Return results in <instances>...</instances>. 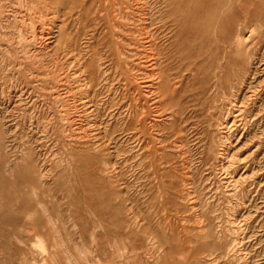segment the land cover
Listing matches in <instances>:
<instances>
[{
	"label": "rangeland",
	"instance_id": "rangeland-1",
	"mask_svg": "<svg viewBox=\"0 0 264 264\" xmlns=\"http://www.w3.org/2000/svg\"><path fill=\"white\" fill-rule=\"evenodd\" d=\"M0 107V264H264V0H0Z\"/></svg>",
	"mask_w": 264,
	"mask_h": 264
},
{
	"label": "bare ground",
	"instance_id": "bare-ground-1",
	"mask_svg": "<svg viewBox=\"0 0 264 264\" xmlns=\"http://www.w3.org/2000/svg\"><path fill=\"white\" fill-rule=\"evenodd\" d=\"M39 1H41V0H39ZM47 1V0H46ZM23 2V1H22ZM31 3V2H30ZM48 3V2H47ZM34 4V3H33ZM26 5V4H25ZM19 6H21V5H19ZM48 7V6H47ZM51 7V6H50ZM15 8V7H14ZM19 8H21L22 9V7H19ZM38 8V7H37ZM49 9V7L47 8V10ZM182 9V8H181ZM50 10V9H49ZM53 10H56V9H53ZM185 10V9H184ZM36 11V10H35ZM38 11H40V10H38ZM34 12V11H33ZM179 12H182V11H179ZM48 13V12H47ZM184 15H185V13L184 12H182ZM19 15V14H18ZM43 15V14H42ZM141 15V14H140ZM184 15H183V17H184ZM16 16V15H15ZM26 16V15H25ZM180 16H182V14H180ZM18 17V16H17ZM24 17V16H23ZM188 17V16H187ZM7 18V17H6ZM12 18H13V16H12ZM14 19V18H13ZM20 19V18H19ZM27 19V18H26ZM26 19H24V20H26ZM138 19V18H137ZM178 19V18H177ZM17 20V19H16ZM23 20V21H24ZM179 20H181V19H179ZM14 22V21H13ZM25 22V21H24ZM23 22H21V24H22ZM18 24H19V22H18ZM24 24H22V26H23ZM17 26V25H16ZM21 26V25H20ZM19 26V27H20ZM21 26V27H22ZM24 26H26V25H24ZM18 28V27H17ZM16 28V29H17ZM29 28V27H28ZM19 29V28H18ZM17 29V30H18ZM22 30V29H21ZM50 31V30H49ZM23 34V33H22ZM21 34V35H22ZM19 35V34H18ZM145 35V34H144ZM147 36V35H146ZM18 37V36H17ZM21 38H23L24 39V36L23 37H21ZM20 37H19V39H21ZM14 39V37L12 38V40ZM32 40V39H31ZM242 39H241V37H237V40H236V43L238 44V45H242ZM20 42H21V40H20ZM110 43V42H109ZM149 45V44H148ZM48 47V46H47ZM128 47V46H127ZM229 50H231V49H229ZM118 52V51H117ZM226 52H227V50H226ZM142 61V60H141ZM154 62V61H153ZM35 64V63H34ZM256 68V67H255ZM219 70V69H218ZM222 70V69H221ZM248 71V70H247ZM254 71H255V69H254ZM250 72V71H249ZM81 73V72H80ZM220 73H221V71H220ZM256 73V72H255ZM155 74V73H154ZM222 74V73H221ZM224 75V74H223ZM222 76V75H221ZM61 77V76H60ZM249 77H250V75L248 74L247 75V77H244V79H243V81H242V84H241V89L239 90L240 91V94H241V91H242V88H244V86L246 87V89L247 88H249L253 93L255 92L254 91V89H252V87H250V83L248 82V80H249ZM253 77H254V75H253ZM219 79H221V77L219 78ZM158 80H159V78H158ZM222 81V80H221ZM79 82V81H78ZM57 86V85H56ZM63 87V86H62ZM169 87V86H168ZM170 88V87H169ZM61 89V88H60ZM54 90V89H53ZM174 90V89H173ZM244 90V89H243ZM61 91V90H60ZM171 91H172V89H171ZM74 92V91H73ZM59 93V92H58ZM173 93V92H172ZM20 96V95H19ZM240 96V95H239ZM238 95H235L234 96V98L236 97L237 99H234V101L236 102H238L239 100H241V97H239ZM8 97V96H7ZM59 98V97H58ZM76 98V97H75ZM69 99V98H68ZM243 99H246V98H243ZM67 100V99H66ZM245 101V100H244ZM234 103V102H233ZM235 104V103H234ZM239 104V103H238ZM235 106V105H234ZM241 106V105H240ZM231 107V106H230ZM1 108V107H0ZM63 108V107H62ZM64 109V108H63ZM68 109V108H67ZM63 111V110H62ZM20 112V111H19ZM80 112V111H79ZM233 112V111H232ZM61 113V112H60ZM65 113V112H64ZM63 113V114H64ZM230 113H231V111H230ZM62 114V113H61ZM54 115V114H53ZM65 115V114H64ZM68 115V114H67ZM79 115V114H78ZM62 118H63V116H61ZM61 118V119H62ZM65 118V117H64ZM63 118V120H65ZM66 119H70V118H66ZM73 121V120H72ZM76 121V120H75ZM75 121H73V122H75ZM64 122V121H63ZM66 122V121H65ZM74 124V123H73ZM76 125V124H75ZM74 125V126H75ZM227 126H229V125H227ZM227 126H225V127H227ZM230 127V126H229ZM64 128V127H63ZM78 128V127H77ZM228 128V127H227ZM233 128V127H232ZM229 129H231V128H229ZM64 132V131H63ZM79 132V131H78ZM180 134V133H179ZM74 135V134H73ZM81 137V136H80ZM2 149H3V147H2V143H0V151H2ZM220 155V154H219ZM52 223H53V221H52ZM55 225V224H54ZM53 227V226H52ZM56 233V232H55ZM57 244V243H56Z\"/></svg>",
	"mask_w": 264,
	"mask_h": 264
}]
</instances>
